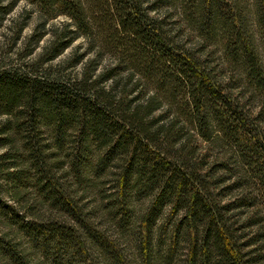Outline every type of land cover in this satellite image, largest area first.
I'll return each mask as SVG.
<instances>
[{"label": "trees", "instance_id": "1", "mask_svg": "<svg viewBox=\"0 0 264 264\" xmlns=\"http://www.w3.org/2000/svg\"><path fill=\"white\" fill-rule=\"evenodd\" d=\"M26 1L71 23L0 65V264H264V0Z\"/></svg>", "mask_w": 264, "mask_h": 264}, {"label": "rangeland", "instance_id": "2", "mask_svg": "<svg viewBox=\"0 0 264 264\" xmlns=\"http://www.w3.org/2000/svg\"><path fill=\"white\" fill-rule=\"evenodd\" d=\"M8 0H0V6H5ZM37 7L26 0L18 3L17 7L11 11L5 18L0 27V65H23L35 62L38 55L50 45L52 33L54 30H62L64 24L71 23V20L63 15L48 19L45 30L47 34L35 48L32 54H28L30 46V37L41 28V23L47 20ZM22 27V28H21ZM40 32V31H39ZM87 47L84 37L78 38L73 45L68 48L56 60L45 65L51 72L61 75L77 76L81 73L83 63L71 66L66 62L73 52H83ZM104 64L109 62L110 53H105Z\"/></svg>", "mask_w": 264, "mask_h": 264}]
</instances>
